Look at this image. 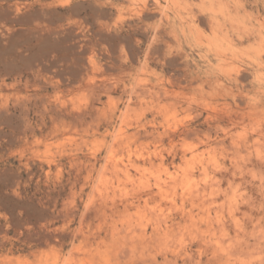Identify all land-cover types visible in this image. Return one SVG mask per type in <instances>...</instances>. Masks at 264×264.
Here are the masks:
<instances>
[{"label": "rangeland", "instance_id": "obj_1", "mask_svg": "<svg viewBox=\"0 0 264 264\" xmlns=\"http://www.w3.org/2000/svg\"><path fill=\"white\" fill-rule=\"evenodd\" d=\"M262 40L264 0H0V264H264Z\"/></svg>", "mask_w": 264, "mask_h": 264}, {"label": "bare ground", "instance_id": "obj_2", "mask_svg": "<svg viewBox=\"0 0 264 264\" xmlns=\"http://www.w3.org/2000/svg\"><path fill=\"white\" fill-rule=\"evenodd\" d=\"M159 2H160V0H142V8H147L148 9L151 5L159 4ZM171 3H173L174 5H179L182 8H187L188 5H189V0H171ZM161 15H162V13H161ZM218 23L221 24L220 20H219ZM213 36H214L215 40H220V39L224 40L225 39V36H221L220 33H218V32H214ZM258 45H259V47L257 46L258 47V49H257V47L255 48L254 44H252V46H251L252 47V51L254 49L255 52L251 53L249 56L252 57V58L260 57L262 59V63L264 64V40L260 41L258 43ZM228 48H229V46L228 47H223L222 45L219 46V48H218L219 52H220V55L223 57V61H224L223 65L229 64L230 63L229 59H232V56H229V54H228L229 53L228 52L229 51ZM135 135L140 136L139 132H136ZM132 166L135 167V168H139L138 165H136L134 163L132 164ZM148 193H150V192H148ZM147 200H148V197L146 198L145 201H147ZM134 204H135L134 201H131L125 207H127L129 205L131 206V205H134ZM166 227L168 228L169 226H166ZM155 229H158V227H156Z\"/></svg>", "mask_w": 264, "mask_h": 264}]
</instances>
